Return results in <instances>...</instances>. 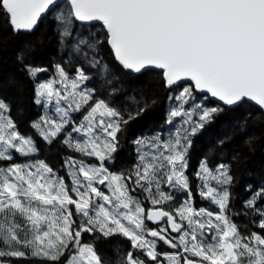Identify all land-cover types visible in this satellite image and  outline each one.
<instances>
[{"label":"snow or ice","instance_id":"obj_1","mask_svg":"<svg viewBox=\"0 0 264 264\" xmlns=\"http://www.w3.org/2000/svg\"><path fill=\"white\" fill-rule=\"evenodd\" d=\"M45 16L67 59L40 80L48 68L32 61L44 34L28 37ZM76 22H100L103 32L85 33ZM4 32L20 41L17 72L44 108L28 126L50 151L58 142L72 154L58 167L33 159L41 146L19 130L13 102L0 94V264L30 257L41 264H264V186L248 185L252 194L234 212L232 167L240 157L225 154L236 133L264 124V0H0ZM105 46L120 71L154 73L152 87L175 101L169 127L135 138L136 162L117 171L110 168L121 136L156 100L141 89L139 99L125 101L130 108L116 106L123 88L101 54ZM8 84L21 93L25 87L15 75ZM246 103L258 112L235 120L232 134L218 137L190 176L193 138ZM257 139L250 134L243 143L251 148ZM193 180L217 211L195 207ZM234 215L259 231L244 235ZM110 241L111 255L99 247ZM161 243L171 251H158Z\"/></svg>","mask_w":264,"mask_h":264},{"label":"trees","instance_id":"obj_2","mask_svg":"<svg viewBox=\"0 0 264 264\" xmlns=\"http://www.w3.org/2000/svg\"><path fill=\"white\" fill-rule=\"evenodd\" d=\"M75 27L85 33L92 31L100 32L102 34L103 32L101 24L96 22L90 24H80L76 22ZM54 28L55 24L51 16H45L36 32L33 33L32 36L28 37L29 40H33L41 33L44 34L43 46L35 53L34 59L32 61L36 65L48 68L47 72L40 74V80H47L51 78L54 74L52 65L56 62H62V60L67 59V56L62 55ZM0 41L3 42V50L0 51V83L3 84V88L0 89V94H2L6 100L13 102V110L11 115L18 121L19 130L25 135L32 134L33 137L36 138L38 145H40L42 148L41 153H46L43 158L41 156H38L37 158L46 159L48 162H52L54 160L61 161L60 153L68 152L63 148H59L58 142L56 145L52 146V150L50 151L48 146L44 145L40 141L39 137H36L35 132H33V130L28 126L30 121L37 119L44 113V108L32 102L33 85L31 82L24 80L22 75L17 72L15 55L17 48L20 46V41L14 38L9 32L0 34ZM101 54L108 63L112 64L113 67L116 68V72L120 80V83L117 84L116 87L123 88L122 95L117 98L116 106L121 108H130L131 104H126L125 101H127L129 97H136V99H139L141 89H144L145 96L148 99L156 100L154 107L142 118L134 121L131 124L129 131H127L120 138V150L117 152L114 165L110 169H115L116 171L119 169H128L131 168L136 162L135 146L133 145L132 141L137 137L151 136L155 132L167 129L169 126L165 124L166 114L169 110V107L175 105V101L170 102L168 100L170 93L163 88L152 87L150 82L153 79L158 80V76H155L154 73H148L144 76H137L135 74L122 72L116 65L114 58L107 46L104 47ZM13 75H15L17 79H20L24 83L25 87L22 93L19 92L15 87L9 86V77ZM91 86L92 84H89V87ZM181 86H188V84H181ZM193 95H196L198 99L202 97L196 92H194ZM20 105L23 106L24 112L21 115H18L16 108ZM209 106H211V101ZM248 112L256 113L258 112V108L252 103H246L229 117H222L218 123L213 124L209 128L205 129L203 134H198L193 138V146L189 153L190 167L188 169V174L190 176L191 173L197 168L199 160L203 158L204 153L208 151L209 147L214 144L215 140L224 133L231 135L234 130V121L244 116ZM78 118L79 117H77V119ZM250 134H254L258 137L257 142L251 148L243 143L245 137ZM233 153H239L240 157L239 162L234 163L232 167V174L236 180V183L230 189L234 198L232 201L234 212H238L242 207V201L247 199L252 194L250 191H246V187L251 185L252 191H255L257 188L264 186V124H250L247 132L236 133L232 141L226 146L225 149V154L227 157H231ZM192 183L195 207H203L211 211H217L218 209L214 205H211L209 201L204 200L198 195L195 188V185L198 183V181L193 180ZM179 202L180 198L178 197L177 201L173 205L167 207L166 210H170V207L177 206ZM145 207H150V205L146 203ZM233 219L241 226L244 235H248L250 231H259L256 225L250 223L249 218H246L243 215H234ZM148 225L149 227H155L151 226L150 224ZM245 225H247V229L244 228ZM261 234L264 235V232ZM85 239L87 240V237H85ZM114 239L120 240L121 238L116 237ZM113 242L114 241H110L108 244H101L99 246L100 250L111 255L109 245ZM122 242L127 246L126 241ZM158 251L163 252L171 250L161 243L158 246ZM64 259H66V257ZM13 264H41V261L30 257L27 261H16L14 259Z\"/></svg>","mask_w":264,"mask_h":264},{"label":"rangeland","instance_id":"obj_3","mask_svg":"<svg viewBox=\"0 0 264 264\" xmlns=\"http://www.w3.org/2000/svg\"><path fill=\"white\" fill-rule=\"evenodd\" d=\"M58 86V85H57ZM173 106V105H172ZM177 123H179V120L177 121ZM46 153H40L38 156H41L42 158H43V156L45 155ZM67 154H69V153H66V152H61L60 153V157L62 156V155H67ZM38 156H36V157H33V159H37V157ZM22 158L21 157H19V156H17V160L19 161V160H21ZM39 159V158H38ZM48 162V161H47ZM90 162H95V161H90ZM53 167H58L59 166V164L61 163V161H56V160H54V161H52V162H49ZM111 171H116L115 169H110ZM61 175H63V172H61Z\"/></svg>","mask_w":264,"mask_h":264},{"label":"water","instance_id":"obj_4","mask_svg":"<svg viewBox=\"0 0 264 264\" xmlns=\"http://www.w3.org/2000/svg\"><path fill=\"white\" fill-rule=\"evenodd\" d=\"M77 23H81V22H77ZM90 23H94V22H90ZM89 22H83V23H81V24H90ZM97 23H99L100 24V22H97ZM157 71H159V70H157ZM182 83H188L187 81H184V82H182ZM197 93V92H196ZM198 95H203V94H201V93H197ZM211 100V99H210ZM253 105H255L254 103H252ZM256 106V105H255ZM257 108H258V106H256ZM151 223V222H150ZM152 224V223H151ZM154 225V224H153Z\"/></svg>","mask_w":264,"mask_h":264}]
</instances>
